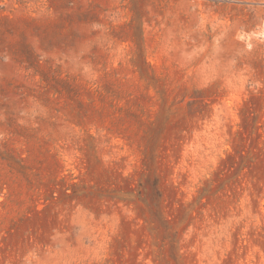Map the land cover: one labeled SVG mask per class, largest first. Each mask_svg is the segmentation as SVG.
<instances>
[{
    "label": "rangeland",
    "instance_id": "rangeland-1",
    "mask_svg": "<svg viewBox=\"0 0 264 264\" xmlns=\"http://www.w3.org/2000/svg\"><path fill=\"white\" fill-rule=\"evenodd\" d=\"M0 264H264V0H0Z\"/></svg>",
    "mask_w": 264,
    "mask_h": 264
}]
</instances>
